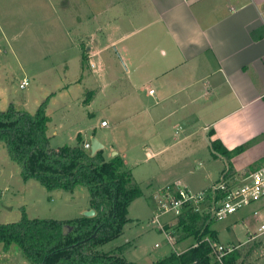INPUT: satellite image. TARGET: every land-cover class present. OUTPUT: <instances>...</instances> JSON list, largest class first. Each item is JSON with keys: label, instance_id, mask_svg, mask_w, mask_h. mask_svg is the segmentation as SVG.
Here are the masks:
<instances>
[{"label": "rangeland", "instance_id": "374dc122", "mask_svg": "<svg viewBox=\"0 0 264 264\" xmlns=\"http://www.w3.org/2000/svg\"><path fill=\"white\" fill-rule=\"evenodd\" d=\"M52 6L55 4H50L48 0H0V110L5 111L13 105L33 115L47 101V113L51 119L48 136L54 149L76 146L81 143L79 135L82 144L96 138L106 146L104 154L107 160L113 158V154L123 146L130 148L126 161L131 167L127 169L132 171L142 196L131 203L129 212L134 221L125 227L124 234L115 243H131L124 256L137 264H154L173 251L183 252L198 241L191 236L172 246L165 234L158 232L157 225L152 224L153 214L158 207L155 196L168 185L187 187L179 181L183 178L190 183L195 180L194 185L198 188L209 189L223 179L222 173L228 170L230 174L226 173V180L232 181L231 178L236 177L232 173L234 168H230L227 159L212 158V150L207 148L183 158L176 167L168 168L165 172L154 162H149L146 155L148 141L145 139L151 131H161L162 128L151 127L145 115L121 123L130 113L124 110L128 105L122 100L125 94L130 95L128 93L132 87L126 80L128 64L119 54L131 41L117 46H109L114 41L112 39L100 38L96 41L98 47L108 49L101 56L105 72H100L99 58L92 60L97 69L92 68L89 61L83 60L82 47L90 45L92 41L85 39L74 23L78 16L77 5L71 9ZM87 10H83L84 14H87ZM113 11L109 14L110 19L118 24L117 18L113 20ZM87 26L93 28L89 31L93 34L95 25ZM101 26L111 29L117 25L108 23ZM147 29L146 32H153V29ZM158 42L161 41L148 43L136 36V46L131 49L139 46L157 49ZM133 59L135 61L137 57ZM24 80L29 84L22 89L20 86ZM143 100L142 105H132L137 106L134 108L137 112L143 106L152 104L149 99ZM102 121L109 122V127L103 128ZM166 130H171L166 143L173 141L171 138L178 140L182 137L180 133L176 134L178 131L173 126ZM179 154L186 157L188 153L183 151ZM262 154L264 152H252L236 164L241 167L251 155ZM89 207V192L85 187H77L73 192H50L36 179L24 180L21 167L10 158L5 143L0 142V224L19 222L24 213L30 219L72 220L81 217ZM239 214L224 221H207L212 232L217 231V238L213 237L215 245H232L236 240V244L240 245L249 240L248 227L238 219ZM171 219L164 218L163 222ZM234 221L238 222L235 224ZM263 224L264 220L260 217L252 221L250 227L260 233L259 228ZM239 247L243 258L236 264H264V235L255 244ZM0 264L32 263L17 245L5 251L0 244Z\"/></svg>", "mask_w": 264, "mask_h": 264}, {"label": "crops", "instance_id": "0c3cea01", "mask_svg": "<svg viewBox=\"0 0 264 264\" xmlns=\"http://www.w3.org/2000/svg\"><path fill=\"white\" fill-rule=\"evenodd\" d=\"M48 2L55 4L53 8L71 9L77 5L78 16L73 22L79 27L80 34L92 41L82 47V56L87 57L94 69L97 68L92 60L99 58L100 72H105L101 56L108 49L98 47L96 41L100 38L114 40L109 46L131 41L119 54L128 64L126 80L132 87L130 95L125 94L122 100L128 105L124 110L130 113L121 123L145 115L151 127L162 128L161 131H151L145 139L148 141L146 155L149 162H154L165 172L176 167L183 158L206 148L212 150V158H224L211 147L213 141L220 140L229 150L245 147L240 155L231 160L232 173L236 176L231 180L236 184L242 183L250 173L264 165V154L251 155L241 167L236 164L252 152H264V0ZM84 9H89L87 14H84ZM111 11L114 13L113 20L117 18L118 24L111 21ZM108 23L117 26L111 29L101 26ZM90 24L95 25L93 34L89 32L93 28L87 26ZM147 28L153 29V32H146ZM136 36L148 43L161 41L158 42L159 48L139 46L131 49L136 46ZM134 57L137 60L134 61ZM143 98L151 100L152 104L143 106L137 112L134 109L137 106L132 105L144 104ZM171 126L182 137L178 136V140L171 138L173 141L166 143L171 132L166 129H171ZM85 142L91 144V141ZM129 149L123 146L113 154V158L119 156L123 159L128 169L131 167L126 161ZM183 151L188 153L186 157L179 154ZM248 167L250 170H247ZM242 168L245 170L242 171ZM227 172L222 173V178ZM238 175L241 177L238 178ZM179 181L193 192L206 189L196 187L195 180L191 183L185 178ZM256 211L258 215L254 214ZM238 213V219L248 227L249 240L240 245L236 244V240L232 245L224 246L255 244L264 235V232L257 233L255 228L252 230L250 227L252 221L260 217L264 220V197ZM237 222L234 221L235 224Z\"/></svg>", "mask_w": 264, "mask_h": 264}, {"label": "trees", "instance_id": "16d2710c", "mask_svg": "<svg viewBox=\"0 0 264 264\" xmlns=\"http://www.w3.org/2000/svg\"><path fill=\"white\" fill-rule=\"evenodd\" d=\"M83 60L87 61L85 55ZM41 105L33 115L13 105L0 110V142L5 143L10 158L21 167L24 180L36 179L50 192L87 188L90 209H94L96 215L62 221L30 219L24 213L19 222L0 224L3 249L8 251L12 245H17L32 264H137L124 256L131 243H115L124 234L125 227L134 221L129 212L131 203L142 196L132 172L119 156L107 160L103 150L91 155L80 135L81 143L76 146L52 148L47 101ZM211 147L229 161L230 168L231 160L245 150L243 146L226 149L220 140L213 141ZM226 179L223 176L218 182ZM210 220H213L210 209L203 213L186 209L173 220V230L179 238L176 244L195 236L197 246H190L181 253L173 251L154 264L238 263L243 255L237 245L230 246L234 250L221 262L215 258L211 244L204 239L206 235H210L212 241L213 237L217 238V232L213 233L210 223L207 224ZM166 225V229H171V225ZM65 226L70 227L67 234H64ZM96 232L95 238L80 244Z\"/></svg>", "mask_w": 264, "mask_h": 264}, {"label": "built area", "instance_id": "2783aa9c", "mask_svg": "<svg viewBox=\"0 0 264 264\" xmlns=\"http://www.w3.org/2000/svg\"><path fill=\"white\" fill-rule=\"evenodd\" d=\"M28 81L24 80L20 88L28 86ZM153 93V91H151ZM102 127H107L108 122L103 121ZM84 148L90 150V142L84 143ZM158 204L157 210L153 214L152 224L157 225L158 232L165 234L167 241L176 245L175 230H173V220L180 217L186 209H193L195 213H203V210L210 209L211 216L215 221H224L232 215L258 203L264 197V165L250 173L242 183L222 180L217 182L212 188L195 193L182 187L181 185H168L156 195ZM211 205V206H210ZM258 215V212H254ZM172 217L173 219L163 222V219ZM171 225V229H166V224ZM260 231L264 232V225ZM205 241L211 244L215 258L221 262L223 257L231 253L234 248L223 245H215L209 237ZM197 246V244H195ZM158 246V245H156Z\"/></svg>", "mask_w": 264, "mask_h": 264}, {"label": "water", "instance_id": "95a60500", "mask_svg": "<svg viewBox=\"0 0 264 264\" xmlns=\"http://www.w3.org/2000/svg\"><path fill=\"white\" fill-rule=\"evenodd\" d=\"M103 148H104V146L96 138L91 139V149H90L91 155H95L98 151L103 150ZM95 215H96V211L94 209H90L83 214V216L89 217V218L94 217ZM69 230H70V227L65 226L64 227V234H67ZM96 235H97V232L94 233L91 237L81 241L80 244L89 242L90 240L95 238Z\"/></svg>", "mask_w": 264, "mask_h": 264}]
</instances>
